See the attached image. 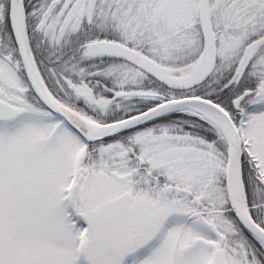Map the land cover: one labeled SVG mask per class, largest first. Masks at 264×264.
<instances>
[{
	"label": "snow or ice",
	"instance_id": "obj_1",
	"mask_svg": "<svg viewBox=\"0 0 264 264\" xmlns=\"http://www.w3.org/2000/svg\"><path fill=\"white\" fill-rule=\"evenodd\" d=\"M0 264H264V0H0Z\"/></svg>",
	"mask_w": 264,
	"mask_h": 264
}]
</instances>
